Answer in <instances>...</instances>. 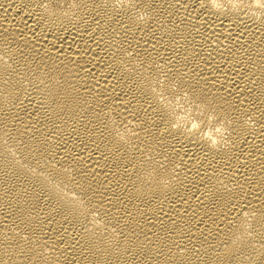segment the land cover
Instances as JSON below:
<instances>
[{
	"label": "bare ground",
	"instance_id": "bare-ground-1",
	"mask_svg": "<svg viewBox=\"0 0 264 264\" xmlns=\"http://www.w3.org/2000/svg\"><path fill=\"white\" fill-rule=\"evenodd\" d=\"M0 264H264V0H0Z\"/></svg>",
	"mask_w": 264,
	"mask_h": 264
}]
</instances>
